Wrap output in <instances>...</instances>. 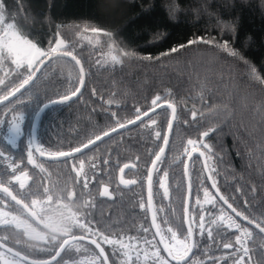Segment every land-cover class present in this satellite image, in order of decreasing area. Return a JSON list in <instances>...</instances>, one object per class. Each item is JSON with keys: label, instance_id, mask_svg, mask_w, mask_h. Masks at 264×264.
<instances>
[{"label": "snow or ice", "instance_id": "6c2138e0", "mask_svg": "<svg viewBox=\"0 0 264 264\" xmlns=\"http://www.w3.org/2000/svg\"><path fill=\"white\" fill-rule=\"evenodd\" d=\"M177 9L178 5H169V15L174 17ZM60 27L57 26L53 38L44 47L21 27L6 0H0V140L3 141L0 161L4 162L0 174V264H264V261L253 258L255 237L259 235L264 240V213L253 215L247 199L237 206L239 197L221 190L216 178L218 170L210 164L215 153L209 141L222 131L221 119L227 123L234 118L235 112L234 106L228 103H208L207 83L199 87V100L206 104L207 113L203 109L197 110L194 105L187 110L191 120L183 119L171 92L156 94L148 107L133 105L130 115H121L126 109L117 99L118 93L112 92L108 98L99 96L100 107L106 113L104 126L94 125L91 134H86L79 143L70 144L67 149L53 151L44 146L37 136L34 121L51 106L66 104L73 98L80 100L88 75L76 44L63 37ZM218 27L219 38L210 34L207 38L198 35L155 58L139 56L122 47L114 33L99 27L75 25V33L80 39L87 40L93 53L99 52L95 63L100 67L115 69L125 60L137 57L161 61L162 57L193 45H205L239 60L246 66L248 77L264 85V75L225 38L235 33V22H220ZM88 33L92 35L88 36ZM101 37L104 38L103 44ZM64 66H67L66 71ZM50 72L63 79L65 90L57 92L56 98L46 97L47 102H43L33 89L36 81ZM91 95L97 96L95 88ZM158 108L165 112L170 110L166 132L157 127L158 121L152 115H159ZM201 120L212 122L198 127L197 137L187 138L182 143L181 152L173 158L174 164L183 166V175L188 178L187 198L177 223L173 218L174 210L156 207L154 183H158L162 190L163 199H168L170 176L169 170L163 166L167 162L166 149L172 150L170 136L174 122L192 126L199 125ZM133 126L142 129V134H146L149 140L158 142L146 150L148 159L140 181L142 185L146 183L147 200L142 199L138 206L145 212V218L150 213L151 222L140 224L134 234L116 231L111 226L101 227L91 211L95 204L90 188L91 182L102 181L105 169L112 166V150L105 148L101 153V145L114 139L113 134L122 138L125 131L133 130ZM249 134L247 127L242 133H234L237 145L243 144L245 135ZM21 140L25 141L28 165L40 173L46 172L45 159L69 166L75 173L72 186H49L43 182V177L38 186L30 184L33 177L21 166L23 157L17 161L11 151ZM257 147L260 149L259 159L264 160V143ZM244 151H248L247 148ZM194 154H197V160L203 159L202 169L196 173L199 184L195 193L186 162L192 160ZM237 154L242 155V152ZM255 158V154L248 151L249 166ZM136 160L139 161L140 157L137 156ZM138 167V164L129 163L118 167L120 184L125 187L136 184V179H124L123 174L125 169ZM107 175L110 177L111 172ZM77 184L80 185L79 192ZM235 191L241 192L242 187L235 188ZM99 196L114 199L107 183H100ZM161 212L164 213L162 217ZM260 248L264 249V243ZM261 255L264 256V251Z\"/></svg>", "mask_w": 264, "mask_h": 264}, {"label": "trees", "instance_id": "16d2710c", "mask_svg": "<svg viewBox=\"0 0 264 264\" xmlns=\"http://www.w3.org/2000/svg\"><path fill=\"white\" fill-rule=\"evenodd\" d=\"M9 10L16 15L17 22L35 40L47 47L53 38L57 26L63 37L73 44L81 54L88 72L86 87L82 89L80 100L74 99L66 104L46 110L39 119L37 136L49 150L67 149L70 144L79 143L86 134H91L94 125L104 126L106 113L100 107L99 96L108 98L117 92V99L126 111L121 115H130L132 106L148 107L156 94L171 92L177 104L178 112L183 119L191 120L188 109L195 105L197 110L207 113L206 104L199 100V87L207 83L208 103L224 102L234 106V118L225 123L221 119L222 131L209 141L214 146L215 157L210 161L218 170L216 177L221 190L227 195L239 197L237 206L245 199L250 204L253 215L264 213V160H260V149L257 145L264 143V85L248 77L247 69L239 60L224 56L223 53L205 45H193L179 53L162 57L161 61L141 60L139 57L127 59L122 66L115 69L98 66L95 61L99 52L93 53L86 39H80L75 33V25H91L110 31L116 35L122 47L135 51L139 56L157 57L161 52L169 51L179 43L203 35L220 37L218 24L235 22L236 31L228 35L230 46L237 49L257 71L264 75V0H6ZM169 5H178L174 17L168 13ZM91 36V33L87 34ZM104 38L101 37V44ZM63 65V62H60ZM65 71H66V67ZM97 90V96L91 90ZM65 84L62 78L49 73L36 81L33 92L40 100L47 102L46 97L56 98L57 92H63ZM42 106V105H41ZM2 108V106H0ZM96 111L93 112L92 109ZM157 127L167 130V119L170 110L157 111ZM212 122L201 120L199 125L188 126L174 122L170 136L171 151L166 149L167 162L164 168L169 170V198L163 199L162 190L154 183V203L159 209L174 210V220L179 223L182 206L187 198V182L183 175V166L173 163V158L181 152L182 143L187 138L195 139L196 129ZM28 127V124L25 125ZM244 127L249 130L244 143L237 145L234 133ZM98 130V129H96ZM157 141L149 140L142 129L125 131L123 137L114 135V139L102 144L112 150V166L106 168L102 181H92L91 196L95 207L91 210L101 227L111 226L116 231L135 233L140 224H150L151 215L145 218V212L139 208L143 199L147 200V186L141 184L144 164L148 159L146 150L155 147ZM0 144L3 141L0 140ZM247 148L255 154L251 166L248 161ZM17 161L23 157L22 167L33 177L30 184L38 186L43 182L49 186L71 187L75 173L69 166L45 161L46 172L40 173L27 164L25 141L11 150ZM242 152V155H238ZM196 155L189 160V173L193 181V192L199 184L196 173H200L203 161ZM140 160L137 161L136 157ZM124 163L138 164V168L124 170V179H136L138 182L125 187L120 184V173L117 167ZM187 162V161H186ZM4 162L0 161V174ZM111 172V176L107 175ZM202 175L206 176V173ZM91 176V172H89ZM155 179V178H154ZM107 183L114 199L99 196L100 183ZM210 183V182H209ZM95 185V186H93ZM33 187V191L35 190ZM242 187L241 192L235 188ZM254 189V191L252 190ZM80 191V185H76ZM194 204V196H193ZM162 217L163 212L159 213ZM264 243L257 235L254 240V260L264 261L260 245Z\"/></svg>", "mask_w": 264, "mask_h": 264}, {"label": "water", "instance_id": "95a60500", "mask_svg": "<svg viewBox=\"0 0 264 264\" xmlns=\"http://www.w3.org/2000/svg\"><path fill=\"white\" fill-rule=\"evenodd\" d=\"M18 95H19V94H18ZM74 99H76V98H73V100H74ZM69 102H70V101H69ZM58 105H61V104H58ZM58 105H54V106H58ZM54 106H51V107H54ZM51 107H49V108H51ZM49 108H48V109H49ZM48 109H46V110H48ZM159 109H160V108H158L157 111H158ZM46 110H45V111H46ZM45 111H44V112H45ZM44 112H42V113L40 114V117L43 115ZM153 114H154V113H153ZM153 114H152V115H153ZM40 117H39V119H40ZM39 119L34 121V122L36 123V127H38ZM145 119H146V118H145ZM114 135H115V134H113V136H114ZM106 139H107V138H106ZM86 151H87V150H86ZM194 155H195V154H194ZM38 158H39V157H38ZM40 159H44V158H40ZM201 159H202V158H201ZM45 161H47V160L45 159ZM202 161H203V159H202ZM187 163H189V160L187 161ZM186 182H187V185H188V178H187V177H186Z\"/></svg>", "mask_w": 264, "mask_h": 264}]
</instances>
